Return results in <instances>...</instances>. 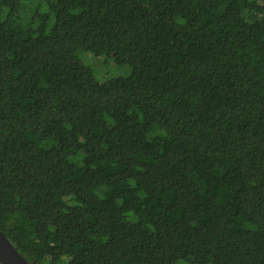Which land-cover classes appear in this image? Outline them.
Returning a JSON list of instances; mask_svg holds the SVG:
<instances>
[{
    "label": "trees",
    "instance_id": "16d2710c",
    "mask_svg": "<svg viewBox=\"0 0 264 264\" xmlns=\"http://www.w3.org/2000/svg\"><path fill=\"white\" fill-rule=\"evenodd\" d=\"M0 230L29 264H264V0H0Z\"/></svg>",
    "mask_w": 264,
    "mask_h": 264
},
{
    "label": "rangeland",
    "instance_id": "374dc122",
    "mask_svg": "<svg viewBox=\"0 0 264 264\" xmlns=\"http://www.w3.org/2000/svg\"><path fill=\"white\" fill-rule=\"evenodd\" d=\"M87 61L92 64L97 80H103L107 77H126L129 74L128 67H116L111 61L104 62L102 58H93L87 56Z\"/></svg>",
    "mask_w": 264,
    "mask_h": 264
},
{
    "label": "water",
    "instance_id": "95a60500",
    "mask_svg": "<svg viewBox=\"0 0 264 264\" xmlns=\"http://www.w3.org/2000/svg\"><path fill=\"white\" fill-rule=\"evenodd\" d=\"M0 264H29L0 230Z\"/></svg>",
    "mask_w": 264,
    "mask_h": 264
}]
</instances>
